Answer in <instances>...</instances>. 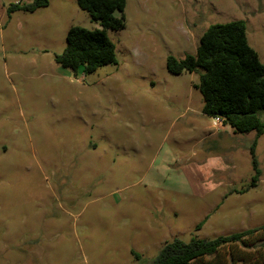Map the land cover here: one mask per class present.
I'll return each mask as SVG.
<instances>
[{
	"label": "rangeland",
	"instance_id": "1",
	"mask_svg": "<svg viewBox=\"0 0 264 264\" xmlns=\"http://www.w3.org/2000/svg\"><path fill=\"white\" fill-rule=\"evenodd\" d=\"M17 1L0 0V264H149L173 238L264 223V133L213 125L199 72L166 67L237 19L264 63V0H126L117 63L86 74L54 55L90 14L48 0L8 17Z\"/></svg>",
	"mask_w": 264,
	"mask_h": 264
},
{
	"label": "trees",
	"instance_id": "2",
	"mask_svg": "<svg viewBox=\"0 0 264 264\" xmlns=\"http://www.w3.org/2000/svg\"><path fill=\"white\" fill-rule=\"evenodd\" d=\"M99 27L88 29L70 26L66 45L54 55L56 63L76 71L90 73L106 64H116L115 46L107 29L125 26L126 0H76ZM48 5V0H18L7 5L9 17L14 11L33 12ZM166 67L174 74L199 72L197 88L203 99L202 113L219 117L220 124H228L234 132L264 133V63L249 44L246 22L243 19L212 23L199 37L195 53L177 58L166 57ZM253 141L250 153L256 184L259 169ZM203 221L197 224L201 226ZM138 256V254H136ZM149 264H264V223L252 228L212 238L191 237L185 241L173 238L165 242Z\"/></svg>",
	"mask_w": 264,
	"mask_h": 264
},
{
	"label": "built area",
	"instance_id": "3",
	"mask_svg": "<svg viewBox=\"0 0 264 264\" xmlns=\"http://www.w3.org/2000/svg\"><path fill=\"white\" fill-rule=\"evenodd\" d=\"M212 123H213V125H215V126L219 125V123H220V118L217 117V116L212 117Z\"/></svg>",
	"mask_w": 264,
	"mask_h": 264
}]
</instances>
